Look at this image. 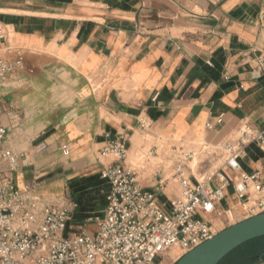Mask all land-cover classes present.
I'll list each match as a JSON object with an SVG mask.
<instances>
[{"label":"crops","instance_id":"0c3cea01","mask_svg":"<svg viewBox=\"0 0 264 264\" xmlns=\"http://www.w3.org/2000/svg\"><path fill=\"white\" fill-rule=\"evenodd\" d=\"M0 22L25 56L0 91L3 147L24 157L17 187L49 204L101 180L107 134L127 140L126 164L164 204L180 196L171 175L182 152L234 141L244 122L264 130V0H0ZM240 163L264 182L260 147ZM218 212L219 233L243 221L232 186Z\"/></svg>","mask_w":264,"mask_h":264},{"label":"built area","instance_id":"2783aa9c","mask_svg":"<svg viewBox=\"0 0 264 264\" xmlns=\"http://www.w3.org/2000/svg\"><path fill=\"white\" fill-rule=\"evenodd\" d=\"M8 36L7 27L0 22V91L25 69L23 51L10 45ZM258 64L264 73V55ZM218 122L222 123V117ZM7 134L0 114V264H176L219 233L212 218L221 215L218 207L231 186L242 203L243 220L264 213L262 176L245 173L240 163L250 145L264 151V130L248 122L238 129L236 140L215 149L212 156L221 157L223 164L201 181L193 175V182L189 175L188 163L196 152H182L171 175L180 196L164 204L156 192L141 186L135 170L126 164L127 140L107 134L101 156L113 160L100 173L109 187L106 206L101 216L87 220L95 219L94 233L70 236L67 232L77 204L53 205L32 187L20 190L13 173L24 157L3 147ZM62 153L70 155L67 145L62 146ZM226 172L236 174L237 181ZM215 180L216 187L212 185ZM225 214L234 218L230 210ZM255 264H264V260Z\"/></svg>","mask_w":264,"mask_h":264},{"label":"water","instance_id":"95a60500","mask_svg":"<svg viewBox=\"0 0 264 264\" xmlns=\"http://www.w3.org/2000/svg\"><path fill=\"white\" fill-rule=\"evenodd\" d=\"M264 238V213L243 220L218 233L183 256L176 264H221L243 245ZM258 260L264 259L261 253Z\"/></svg>","mask_w":264,"mask_h":264},{"label":"rangeland","instance_id":"374dc122","mask_svg":"<svg viewBox=\"0 0 264 264\" xmlns=\"http://www.w3.org/2000/svg\"><path fill=\"white\" fill-rule=\"evenodd\" d=\"M202 143H199V146H198L197 150L195 151L197 154L195 159L188 163L189 167L191 169L193 167V169H194V171L192 170L191 173H193V175L195 177H197V179L199 181H201L203 177H208L209 175H212L211 174L212 172H213V174H215L217 172V170L220 169L222 164H223V160L221 159V157H213L212 156L213 153L216 151L215 149H212V148L211 149H203L202 148V150H200V147H203ZM148 155L149 154L147 152H143V153L139 154V156L133 161V166L134 167H141L144 164V161L146 160ZM207 162L211 163V168L210 169L208 168V170L203 171L202 167ZM192 180H193V178H192ZM217 183H218V180H215L212 182V185L214 187H216ZM88 198H90V197H88ZM96 198L99 199L100 197L97 196ZM91 199H92V197H91ZM70 200L77 204V202L74 200V196H72ZM84 201H88V200H84ZM160 204H162V203H160ZM91 210L92 209H89V216H91L93 218H96L97 216L102 215L101 212L95 213L94 211H91ZM233 222H235V221L232 220V223ZM95 230H96L95 219L92 222L86 221L82 224H77L73 221L71 223V226H70L68 232H67V235L70 236V235L79 234V233L92 234L95 232ZM261 248H264V238L258 239L255 241H251V242L243 245L242 247H240L239 249L234 251L233 254H231L229 256V258L224 262V264H239L241 262V259L243 258V256L246 253H250L252 251H255V250H258Z\"/></svg>","mask_w":264,"mask_h":264},{"label":"trees","instance_id":"16d2710c","mask_svg":"<svg viewBox=\"0 0 264 264\" xmlns=\"http://www.w3.org/2000/svg\"><path fill=\"white\" fill-rule=\"evenodd\" d=\"M89 181L90 182H87V185L84 188H81L74 193L75 195L79 194L77 200H75L77 202V209L75 210L73 218V221L77 224H82L88 219L93 218L89 216V209H92L91 211H94L95 213L101 212L102 214L106 206V195L109 190L107 183L103 180L101 181L99 178L89 179ZM88 188L93 189L89 190ZM97 196L100 198H96ZM261 253H264V248L246 253L239 264H255L259 261L257 257ZM228 258L229 257H227L221 264H224Z\"/></svg>","mask_w":264,"mask_h":264},{"label":"bare ground","instance_id":"6f19581e","mask_svg":"<svg viewBox=\"0 0 264 264\" xmlns=\"http://www.w3.org/2000/svg\"><path fill=\"white\" fill-rule=\"evenodd\" d=\"M211 174H213V172Z\"/></svg>","mask_w":264,"mask_h":264}]
</instances>
